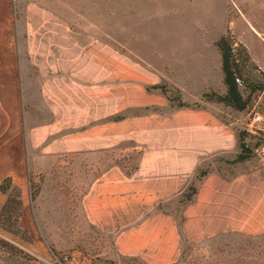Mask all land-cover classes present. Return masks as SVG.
<instances>
[{"label":"crops","instance_id":"obj_1","mask_svg":"<svg viewBox=\"0 0 264 264\" xmlns=\"http://www.w3.org/2000/svg\"><path fill=\"white\" fill-rule=\"evenodd\" d=\"M80 45L71 0H0V183L9 177L22 199L30 154L81 153L83 218L113 233L120 255L145 264L172 262L182 241L264 234V166L252 157L232 161L236 133L216 108L176 106L165 95L115 102L105 51ZM98 80L105 95L93 98L87 89ZM125 138L137 151L131 169L99 164L93 173L92 154ZM5 196L0 189V208Z\"/></svg>","mask_w":264,"mask_h":264},{"label":"rangeland","instance_id":"obj_2","mask_svg":"<svg viewBox=\"0 0 264 264\" xmlns=\"http://www.w3.org/2000/svg\"><path fill=\"white\" fill-rule=\"evenodd\" d=\"M71 32L81 40L79 47L105 51L101 56L107 68L108 98L128 105L137 98L143 102L167 97L159 88L144 87L152 81L165 83L173 98L179 94L184 101L196 98L198 105H213L236 137L243 136L252 150L250 157L257 159L264 146V0H71ZM221 35L243 45L263 73L254 71L260 89L248 91L239 85L246 99L241 109L213 99V93L224 92L214 44ZM87 55L91 62L93 54ZM102 86L94 81L87 90L93 98L104 97ZM203 92L211 98H200ZM131 140L118 144L120 151L112 144L92 154L93 173L99 164H124L130 170L137 162ZM80 155L71 152L54 159L30 154L22 199L8 177L4 192L13 206L8 205V213L1 217L11 222L0 226V239L7 242L0 245V264H30L34 259L43 264H145L136 256L120 255L113 233L102 232L83 218ZM192 190L188 185L184 196ZM12 216L21 226L12 223ZM10 245L15 247L12 252L7 251ZM166 264H264V234L221 232L182 241L175 258Z\"/></svg>","mask_w":264,"mask_h":264},{"label":"trees","instance_id":"obj_3","mask_svg":"<svg viewBox=\"0 0 264 264\" xmlns=\"http://www.w3.org/2000/svg\"><path fill=\"white\" fill-rule=\"evenodd\" d=\"M214 44L217 47L220 55L221 82L224 85V92L222 94L213 93V99L235 109H241L245 106L246 99L242 97L239 85L247 88L248 91L260 89L262 84L260 81L255 79L254 71H257L260 74L263 73L251 61L245 47L241 44L234 45L230 36L221 35L214 41ZM236 52L238 54H236ZM151 87H157L162 93L167 94V98L173 105H198L196 100L192 102L181 100L179 94L173 98L170 95V90L167 85H165V83L158 85L153 84ZM205 97L211 98L210 94L203 92L200 95V98L203 99ZM242 137V135H240L239 138L237 137V152L233 156L232 161H242L244 159L250 158L252 155L251 148L243 141ZM7 179L9 178H3L0 183V189L2 191H5V188L8 186V182H6ZM14 201L18 203L19 198L16 197ZM8 205L11 207L13 206V199H10L8 196H6V199L0 208V226L3 228L5 226V220H7V223L11 222V218L1 219V217H4V215L8 213ZM12 223L16 225L19 224V226H21L16 216H12ZM0 245H7V242L0 239ZM8 248L9 249H7V251L9 250L12 252L15 250V247L13 248L11 245ZM30 264L43 263L34 259V262Z\"/></svg>","mask_w":264,"mask_h":264},{"label":"built area","instance_id":"obj_4","mask_svg":"<svg viewBox=\"0 0 264 264\" xmlns=\"http://www.w3.org/2000/svg\"><path fill=\"white\" fill-rule=\"evenodd\" d=\"M257 162L259 165L264 166V146H261L257 152Z\"/></svg>","mask_w":264,"mask_h":264}]
</instances>
